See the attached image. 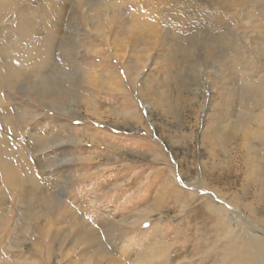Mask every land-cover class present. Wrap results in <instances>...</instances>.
<instances>
[{"label": "rangeland", "instance_id": "374dc122", "mask_svg": "<svg viewBox=\"0 0 264 264\" xmlns=\"http://www.w3.org/2000/svg\"><path fill=\"white\" fill-rule=\"evenodd\" d=\"M96 1L2 7L1 38L21 20L37 50L56 40L47 67L2 85L20 123L0 132L22 158L17 182L0 170V263L35 259L50 227L53 264H163V254L164 264H191L217 238L222 248L247 232L264 240V0ZM216 36L220 58L206 45ZM47 73L68 87L66 105L37 94ZM245 85L258 89L252 109L239 104ZM245 110L257 119L241 131ZM48 194L60 206L47 221ZM108 222L121 226L118 246L89 248L90 232L110 242Z\"/></svg>", "mask_w": 264, "mask_h": 264}, {"label": "bare ground", "instance_id": "6f19581e", "mask_svg": "<svg viewBox=\"0 0 264 264\" xmlns=\"http://www.w3.org/2000/svg\"><path fill=\"white\" fill-rule=\"evenodd\" d=\"M5 1L6 0H0V6H1L0 8L3 7ZM13 1L15 2L16 0H13ZM43 1H46V0H43ZM81 1H83V0H81ZM234 1H236V0H234ZM238 1L240 3L243 2V0H238ZM246 1H248V0H246ZM251 1L252 0H249V2H251ZM51 3L54 4V2H51ZM96 4L98 5L97 7H100L103 4V1L97 0ZM13 5H15V4H12V6ZM154 6L155 5L153 4L152 6L149 7V9H151V10H147V9H144V10L145 11L147 10V13L156 12L157 8H155ZM49 7H50L49 5L46 6V4H44L43 8L46 10H44L42 8L40 14H42L43 16L46 14L47 15L51 14ZM4 10L5 9L0 10V13L1 14L4 13ZM16 11H17L16 14L20 13L19 9ZM14 13H15V11H14ZM31 16H34L33 13H31ZM41 22L43 24L45 23V26L46 25L48 26L47 20L41 19ZM20 23H21V20L20 21L17 20V25L16 24L13 25V28H11L9 26L10 30L2 38L0 36V127H2V128H7V127L8 128H14V126H15V128H17L16 126L19 125V123H20V122L18 123L17 121H15L16 119L14 120V119H12V117H10L9 113H10L11 109L9 110V107L7 105H3L4 100L2 101V97H1L2 85H9L10 86V85L14 84L15 82H17L19 79H21V77L23 75L25 76V74H27V73L30 74L31 71L39 70L40 68L42 69L44 67H47L48 66V60L47 59H48V57H50V54H52L51 53L52 43L56 40L55 36H52L50 38V40L52 42H46V40H45V42H43V44L40 43L41 44L40 50L43 52V54H40L41 53L40 50H37L36 46L32 42H30L31 34L28 33V28L24 27ZM49 29H50V27H49ZM49 36H51V35H49ZM20 38H23V39L25 38V40L28 41L27 45L24 42H20ZM220 39L221 38L216 36V37L211 38L210 40H207L206 45L209 46V49L214 48V50L210 54L212 57L220 58V56L222 57L224 55L223 53L218 55L217 54L218 51L216 52L217 49L222 50V47H224L221 44H222V42H225V40H222V39L220 40ZM47 40H49V39H47ZM205 41H206V39H205ZM22 43L25 44L26 46H23ZM53 44H55V42ZM70 49H72V48H70ZM36 53H38V57H36L37 56ZM223 58H225V57H223ZM41 69H40V72H41ZM32 74H34V73H32ZM36 75H37V73H36ZM39 76L40 77L37 76L38 81L35 84V86H36L35 89H36L37 94H39L40 97L44 96L46 98H49V100L50 101L52 100V103H54L56 105H64L65 104L64 95L69 93L68 87L63 85V83L56 82L55 77L48 75V73L46 75H39ZM34 78H35V76H34ZM256 87L250 86V85H248V86L245 85V88H244L243 94H242V98L240 95V99H239V104H241V106L244 109H252L253 105L260 103V102H258L259 97L257 98V96H255V94L253 95V93L255 91H258V89H256ZM256 119H257V116L255 113H253L249 110H247V111L245 110L244 113L242 112L238 116V118L236 119V124L239 125V130L242 131L247 127L248 124H250L251 121H254ZM22 120H23V118H22ZM38 138H39L38 141H41L44 137H38ZM41 147H42V144H41ZM21 158H22V153L20 152V148L13 146L10 143L8 137L3 136V134H1V132H0V170H2V172L4 174V181H5L6 185L12 184L14 181L17 182V180H19L18 179L19 172L17 171L18 167H16V166H18L20 164ZM23 165H24V163H23ZM1 178L3 181V175L1 176ZM33 181H34V179H33ZM2 194H3V190L1 189L0 190V201L3 200ZM36 199H37V197H36ZM37 201H36V203H37ZM31 202H33V201H31ZM42 202L44 203V205H43V207H40V208H42V214L44 217H47L46 214L49 213L48 211L50 209H53V208L58 209L60 206V201L58 199H55L50 194H48V196L44 197V199H41L40 203L42 204ZM37 205H38V203H37ZM40 208L37 211H41ZM210 209L212 212L217 213V214H221L223 211L221 209V207H217V206H211ZM34 210L35 211H33L30 214L31 216L37 215L36 209H34ZM49 219L51 220L50 216L47 217V221ZM143 222L144 221H142L141 224ZM133 223H135V222H133ZM107 226L111 227V231H107L109 234L105 235V236L107 237L106 238L107 240H110V242L109 241L107 242V241H105V239H103L99 235L92 234L90 232L89 237L91 239L86 242V245L89 246V248L92 247L94 250H98L99 252H103V251L106 252L110 243H111V247H113L114 244H116V245L118 244L116 235L121 230L120 229L121 226L115 225V224H109V222L107 223ZM58 232H59L58 229L56 231V230L51 229V227H50L47 230V233H45L44 236H42V237H44L43 242L40 243L37 248L34 247L35 249L30 253L31 255L35 256V259L30 258L26 262L19 261V264H53V263H51V261L49 259V255L53 254L52 251L56 247L53 245L54 243H53L52 238L56 237V234ZM205 232L206 231H202V233H201L202 237L201 238H206L205 236H207V234H205ZM216 234H218V233H216ZM217 239H219V242H217L215 244L216 248L214 247L213 252L202 250L203 248L199 247V249L201 250V253L202 254L204 253L203 258L198 259V261H193L194 263H191V264H199L202 262V260L210 261V260H212L211 258L213 255H215V259H213V262L210 264H264V240L261 239L259 236L255 235V234H250V233L248 234V232H247V234H245V236L243 237V239L241 241L232 240L231 243L227 247L225 246L226 248L220 247L219 243L221 241L220 240L221 238H217ZM204 244L206 245V242ZM81 248H83V247H81ZM60 251H62V249ZM138 256H141V255H138ZM146 256H147V254H144L142 257H146ZM161 256H163V257L161 258L162 260L160 261V263L164 264L165 260H166L165 259L166 254H163ZM141 259L144 260V264H150V263H147L146 258H141Z\"/></svg>", "mask_w": 264, "mask_h": 264}]
</instances>
